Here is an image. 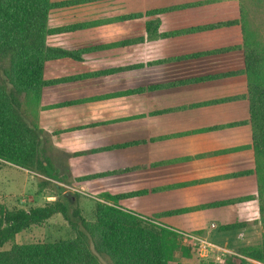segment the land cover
Instances as JSON below:
<instances>
[{
	"label": "crops",
	"instance_id": "obj_1",
	"mask_svg": "<svg viewBox=\"0 0 264 264\" xmlns=\"http://www.w3.org/2000/svg\"><path fill=\"white\" fill-rule=\"evenodd\" d=\"M50 2L46 44L67 55L45 63L40 102L56 93L64 120L38 125L89 176L76 185L180 232L256 220L240 26L196 30L239 20L238 1Z\"/></svg>",
	"mask_w": 264,
	"mask_h": 264
},
{
	"label": "trees",
	"instance_id": "obj_2",
	"mask_svg": "<svg viewBox=\"0 0 264 264\" xmlns=\"http://www.w3.org/2000/svg\"><path fill=\"white\" fill-rule=\"evenodd\" d=\"M55 5L50 0H0V161L36 171L57 182L70 185L89 179L68 178V155L61 169L54 162L50 136L35 122L41 90L49 82L43 80L46 62L67 54L50 48L46 37L48 12ZM240 17L234 22L202 27L196 30L238 24L241 30L248 103V120L254 168L239 175L253 174L256 199L263 236L259 245L243 246L238 252L252 260L264 262V43L250 29L245 8L239 3ZM60 164V163H59ZM103 176V175H101ZM237 176V175H234ZM50 185L49 181L42 183ZM57 189L56 199L28 210H6L0 205V264H183L192 248L182 243V235L161 223H153L122 209L118 202L128 195L102 193L95 203L94 220L86 221L72 201L78 194ZM243 199L227 201L239 202ZM224 202L214 204L216 206ZM170 214V213H166ZM60 215L70 229L64 238L33 244H12L15 235ZM163 215V214H162ZM158 217L161 216L157 215ZM152 220V219H151ZM157 221V220H156ZM155 222V220H154ZM247 229V222L219 225V233L233 235ZM205 264V263H200ZM224 264H253L238 256H228Z\"/></svg>",
	"mask_w": 264,
	"mask_h": 264
},
{
	"label": "rangeland",
	"instance_id": "obj_3",
	"mask_svg": "<svg viewBox=\"0 0 264 264\" xmlns=\"http://www.w3.org/2000/svg\"><path fill=\"white\" fill-rule=\"evenodd\" d=\"M237 1L245 8L250 29L253 30L257 38L264 43V0ZM1 67L5 68L7 64L4 65L0 62V76L2 75ZM55 95L56 93L51 96L50 93L42 104L39 102L35 116V122H37V124L40 122V124L43 125L48 124L49 126H56L61 125L63 122L64 119L60 117L59 113L53 112L56 109L55 106H50L47 103L48 101L52 102V100L49 99H55ZM136 109V106L131 107L133 111ZM46 110L53 113L47 114ZM70 116V114H64L65 119H68ZM56 136L59 135L57 134ZM70 141V144H68L74 145V140ZM53 148L55 150L57 149L55 144ZM53 157V161H56V167L61 169L65 160L64 156L59 151H54ZM67 157L68 159L71 158V156ZM68 178L74 181V174L70 172ZM45 181H49L50 185H43L42 183ZM53 186L62 187L63 193H69V195H73L74 193L78 194V196L75 195L72 206L80 210L81 215L86 221L92 222L94 220L95 203L102 200L99 198V195H91L88 188L77 186L76 182L66 185L50 179L43 174L37 173L36 171L24 170L0 161V205L6 210H28L31 207L43 206L45 202L54 201L58 191L57 189L55 190ZM147 220L153 223H159L156 220L155 222L148 218ZM222 222L223 221H207L206 227L202 229L179 231L182 235V243L192 248V254L189 259H182L179 257V260L183 264H224L228 256L235 255L245 259L249 263L264 264V262H257L238 252L240 247L256 246L260 244L263 230L259 219L242 221L247 222V229L238 230L236 233H233V235L219 233L217 230L219 225L216 223ZM69 231L70 229L64 218L60 215H55L38 226H31L18 233L11 243L5 245L4 249H9L12 244L26 245L37 242L55 241L67 236Z\"/></svg>",
	"mask_w": 264,
	"mask_h": 264
}]
</instances>
